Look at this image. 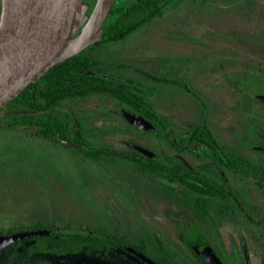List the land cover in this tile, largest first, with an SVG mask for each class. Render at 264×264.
Segmentation results:
<instances>
[{
  "label": "flooded vegetation",
  "instance_id": "flooded-vegetation-1",
  "mask_svg": "<svg viewBox=\"0 0 264 264\" xmlns=\"http://www.w3.org/2000/svg\"><path fill=\"white\" fill-rule=\"evenodd\" d=\"M259 2L115 0L102 40L0 109V128L127 183L119 187L127 201L108 207L105 224L65 222L54 206L33 208L28 225L0 226L1 236L43 232L2 247L0 264H264V94L250 91L247 66L234 70L231 49L202 47L199 21L210 14L203 6L214 7L211 30L223 13L236 29L257 15L261 28ZM184 24L206 51L202 63L143 47L171 28L184 35ZM154 85L172 96H155Z\"/></svg>",
  "mask_w": 264,
  "mask_h": 264
},
{
  "label": "rangeland",
  "instance_id": "rangeland-1",
  "mask_svg": "<svg viewBox=\"0 0 264 264\" xmlns=\"http://www.w3.org/2000/svg\"><path fill=\"white\" fill-rule=\"evenodd\" d=\"M258 6L264 15V0H260ZM202 8L213 15L216 12L214 7L203 6ZM184 9L188 10V8ZM184 9L178 11L176 15H182ZM210 14L203 15V18L199 20L201 23L198 21L202 27V47L231 49L234 54V70L237 72L243 66L244 68L247 66L251 75H256L252 77L253 79L249 77L251 80L249 85L253 86L250 91L252 92L255 88L258 93L264 94V77L257 72L258 64H262L261 70L264 74V25L259 28V17L255 15L249 20L245 19L251 22L249 28L245 27L248 21L240 20L241 28L236 29L237 26L229 23L232 21V14L223 13L222 17L217 19L219 25H217V31H214L211 30L214 24ZM184 26L183 31H178L184 35L173 33L176 30L171 28L172 34L164 37V40L156 37V34L142 40L143 47L147 45L152 52H156L162 44L163 52L167 56L175 57L178 54H185L186 58L192 57L188 66L193 67L197 63H202L207 60L206 51L200 47V41L189 34L193 30L191 26L187 24ZM260 29L263 32L257 34ZM243 31H249L251 35L245 39L246 32L242 33ZM121 47L123 45H114L113 49L118 50ZM240 65L242 66L239 67ZM207 81L211 84L214 79H207ZM205 90L207 95L213 93L212 87ZM153 93L155 96L166 95L167 100L172 96L168 88H160L156 85L153 87ZM234 94L239 93L234 92ZM38 146L33 143L28 144L16 133L0 128L1 227L6 229L21 223L28 225L33 223V218H36L31 211L33 208L45 207L48 210L53 209L54 206L60 209L59 217L66 220L65 222L85 224L89 221L94 225H101L110 220L106 214V211H110L108 207L120 208L123 206L122 202L127 201L125 194L122 191L120 193L119 190L120 185L127 184L126 180L116 170L107 171L101 166L94 165L82 167L76 163L70 153L64 150L41 148L39 144ZM116 194L119 200L115 199Z\"/></svg>",
  "mask_w": 264,
  "mask_h": 264
},
{
  "label": "water",
  "instance_id": "water-1",
  "mask_svg": "<svg viewBox=\"0 0 264 264\" xmlns=\"http://www.w3.org/2000/svg\"><path fill=\"white\" fill-rule=\"evenodd\" d=\"M114 2L97 0L91 7L86 0H2L0 109L54 66L102 40ZM132 121L150 128L146 121ZM41 233L0 235V249Z\"/></svg>",
  "mask_w": 264,
  "mask_h": 264
},
{
  "label": "trees",
  "instance_id": "trees-1",
  "mask_svg": "<svg viewBox=\"0 0 264 264\" xmlns=\"http://www.w3.org/2000/svg\"><path fill=\"white\" fill-rule=\"evenodd\" d=\"M72 61V59H68L67 61L61 63L60 65L56 66V69H59L61 72L65 71V68L64 66L67 65L68 63H70ZM15 100L17 101H23V96L21 95L20 97H16ZM146 168L148 167H145L143 170L145 171ZM45 224L43 223V221H40L39 223V226H44ZM13 230H10L9 232L11 233ZM1 233V232H0Z\"/></svg>",
  "mask_w": 264,
  "mask_h": 264
},
{
  "label": "bare ground",
  "instance_id": "bare-ground-1",
  "mask_svg": "<svg viewBox=\"0 0 264 264\" xmlns=\"http://www.w3.org/2000/svg\"><path fill=\"white\" fill-rule=\"evenodd\" d=\"M1 14H2V8H1ZM0 20H1V16H0ZM0 33H1V21H0ZM0 45H1V41H0Z\"/></svg>",
  "mask_w": 264,
  "mask_h": 264
}]
</instances>
